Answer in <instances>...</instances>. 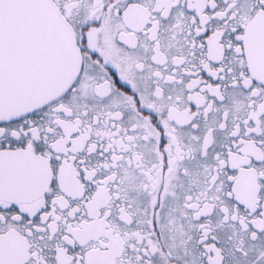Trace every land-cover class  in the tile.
<instances>
[{
	"label": "snow or ice",
	"instance_id": "snow-or-ice-1",
	"mask_svg": "<svg viewBox=\"0 0 264 264\" xmlns=\"http://www.w3.org/2000/svg\"><path fill=\"white\" fill-rule=\"evenodd\" d=\"M0 264H264V0H0Z\"/></svg>",
	"mask_w": 264,
	"mask_h": 264
}]
</instances>
